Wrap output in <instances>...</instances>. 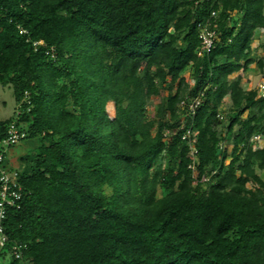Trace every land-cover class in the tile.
<instances>
[{"label": "trees", "instance_id": "trees-1", "mask_svg": "<svg viewBox=\"0 0 264 264\" xmlns=\"http://www.w3.org/2000/svg\"><path fill=\"white\" fill-rule=\"evenodd\" d=\"M263 9L264 0H0V84L24 100L0 121V140L12 122L25 131L19 141L37 140L12 169L24 196L6 231L26 248L7 264H264V146L252 140L264 137V96L232 77L254 62ZM211 11L214 46L198 55L197 24Z\"/></svg>", "mask_w": 264, "mask_h": 264}, {"label": "rangeland", "instance_id": "rangeland-1", "mask_svg": "<svg viewBox=\"0 0 264 264\" xmlns=\"http://www.w3.org/2000/svg\"><path fill=\"white\" fill-rule=\"evenodd\" d=\"M264 12V9H263ZM251 47H252V52L250 57L254 59V62L249 64L248 67L244 70H239L238 72L241 73V77L247 79L244 77V75H249L251 76L252 81L254 82V85L251 89L257 88L258 92L259 91V83L261 81H264V61H263V66H259L257 61L259 59H263V47H264V28L258 29L254 32L252 41H251ZM235 73L232 75V77H235L236 75H239V73ZM243 73V74H242ZM182 75L186 78V81L192 85L193 84V79L191 76V69L186 68L183 72ZM176 86V83L173 84L172 91H174ZM167 93V90H161L158 95L152 96L149 101L148 105L146 108V115L148 118H151L155 115V110L156 106L159 103L160 99L162 98L163 95ZM194 99H190L189 105H193ZM24 102V100H21L19 103H16L13 93H12V88L10 85H1L0 84V121L5 120L7 118H15L18 116L21 111L18 109V107L21 105V103ZM194 107V106H193ZM230 108V100L227 96L224 97L223 103L219 105L218 110H219V118L221 119L220 124L217 126V131L221 135H224L225 132V118L224 115L226 112L229 111ZM105 109L108 113V115L113 116L114 115V103L113 101H107L105 105ZM195 133V132H194ZM258 138H253L252 140L256 143L257 147H260L264 142V137L260 136L257 134ZM194 137L197 140L196 135L194 134ZM37 140L35 139H23L19 141L18 143L14 144L13 146L9 147L6 150V163L7 168L10 170L14 168L19 167V157L22 156L24 153L30 152L36 145ZM228 149H230V145H228ZM228 160V158H227ZM226 160V161H227ZM260 177L264 179V170H259L258 171ZM206 180V179H205ZM157 196H161L165 194L166 192L162 190L161 188L157 189ZM10 260V255L8 253H4L0 257V264H6Z\"/></svg>", "mask_w": 264, "mask_h": 264}, {"label": "built area", "instance_id": "built-area-1", "mask_svg": "<svg viewBox=\"0 0 264 264\" xmlns=\"http://www.w3.org/2000/svg\"><path fill=\"white\" fill-rule=\"evenodd\" d=\"M215 11H211L204 23H198V32L201 39V47L197 50V54L208 53L214 46L215 31L210 28L211 21L215 15ZM19 33H25V30L20 28ZM259 91L261 96H264V81L259 83ZM198 104L195 99L193 108ZM219 116V115H218ZM187 131L183 134V138H187L189 143L196 141V138ZM25 136V131L20 129L14 122L10 123L5 136L0 140V252H6L11 257L16 259L23 258V252L26 248L24 243L12 240L6 231V221L10 210H18L21 207L24 196L23 187L19 182V174L15 170L7 168L6 150L10 145L18 142ZM258 138L257 134L252 136Z\"/></svg>", "mask_w": 264, "mask_h": 264}, {"label": "crops", "instance_id": "crops-1", "mask_svg": "<svg viewBox=\"0 0 264 264\" xmlns=\"http://www.w3.org/2000/svg\"><path fill=\"white\" fill-rule=\"evenodd\" d=\"M264 53V52H263ZM239 73V76H240V85H241V87H242V89L243 90H245V91H248V90H250L253 86H255L254 85V82L252 81V79H251V76H247V75H244V77H246L247 79H245V78H243V77H241V73L240 72H238ZM243 74V73H242ZM259 146H264V142L261 144V145H259ZM3 255V253H0V257ZM8 263V262H7ZM6 263V264H7Z\"/></svg>", "mask_w": 264, "mask_h": 264}]
</instances>
